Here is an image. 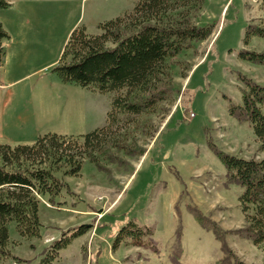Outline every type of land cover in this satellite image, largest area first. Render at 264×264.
I'll use <instances>...</instances> for the list:
<instances>
[{
  "label": "rangeland",
  "instance_id": "rangeland-1",
  "mask_svg": "<svg viewBox=\"0 0 264 264\" xmlns=\"http://www.w3.org/2000/svg\"><path fill=\"white\" fill-rule=\"evenodd\" d=\"M81 1L44 3L36 26L43 34L40 51L28 67V73H36L11 85L16 95L25 89L19 100L13 94L11 107L27 109L30 127L38 126L45 134L79 137L105 127L111 102L119 94L64 83L52 70L81 11L89 34L95 35L99 24L125 16L139 0H87L82 6ZM192 22L213 25L212 35L167 60L169 76L163 88L171 92L169 100L122 130L121 145H138L146 154L127 157L113 150L128 164L103 161L107 172L85 161L78 176L64 178L73 194L64 191L54 203L41 199L40 238H21L10 224V253L24 262L9 259L0 264H40L63 231L80 225L93 228L60 251L53 264H212L222 258L213 233L202 228L187 207L196 206L225 231L245 225L239 201L243 189L228 183L226 169L208 142L239 158L264 159L253 129L228 112L230 103L242 102L245 88L238 72L264 85V66L237 57L239 49L264 53V39L243 42L248 24H264L262 0H203ZM130 222L152 235L144 236L143 246L124 240L114 250L115 233ZM227 242L247 264H264V246L232 234Z\"/></svg>",
  "mask_w": 264,
  "mask_h": 264
},
{
  "label": "trees",
  "instance_id": "trees-1",
  "mask_svg": "<svg viewBox=\"0 0 264 264\" xmlns=\"http://www.w3.org/2000/svg\"><path fill=\"white\" fill-rule=\"evenodd\" d=\"M202 4L203 0H139L125 16L99 24V34H89L83 25L71 32L52 72L64 83L93 87L101 94H119L111 102L106 126L87 135L49 133L31 145L0 144V263L9 259L24 262L10 253V224L16 225L21 238H40L41 199L48 197L49 203H54L64 191L73 194L64 178L78 176L85 161L107 172L103 161L118 167L128 164L113 150L122 151L127 157L146 154L147 150L138 145H121L122 130L169 100L171 92L163 88L169 76L167 60L212 35L213 25L200 27L192 22L193 12L200 10ZM10 7L8 0H0V10ZM262 7L264 11V0ZM253 38L264 39V24L246 26L244 44ZM9 39L0 22V65L5 55L4 43ZM237 57L264 66V53L239 49ZM237 79L245 89L240 105L230 103L229 115L249 125L264 150V85L239 72ZM208 147L224 165L228 183L243 189L239 201L245 225L225 231L196 206H188L187 211L220 244L222 258L212 264H247L228 245L227 236L232 234L252 245L264 246V159L246 160L227 154L210 140ZM91 228L92 225H80L63 231L40 264H53L60 251ZM146 232L135 222L126 224L115 233L113 249L124 240L143 246L144 236L152 235ZM178 234L181 236L180 230Z\"/></svg>",
  "mask_w": 264,
  "mask_h": 264
},
{
  "label": "crops",
  "instance_id": "crops-1",
  "mask_svg": "<svg viewBox=\"0 0 264 264\" xmlns=\"http://www.w3.org/2000/svg\"><path fill=\"white\" fill-rule=\"evenodd\" d=\"M11 7L6 11L0 10V22L8 32L10 39L4 43L5 55L0 65V144L10 146L29 145L44 130L38 126L30 127V115L27 109L12 108V96L16 95L11 85L20 81L21 76L28 77L36 72L28 73V67L39 55V38L43 37L36 27L39 22L40 9L47 1L50 4L57 0H8ZM87 0L81 1V6ZM84 12H80L76 22L70 28L66 42L71 32L78 26H86ZM56 62H52L50 65ZM20 78V79H19ZM18 79V80H17ZM25 89L18 91L19 100ZM36 124L35 120H32ZM37 125V124H36ZM30 129L33 134H30ZM44 133V134H42ZM52 133V132H50Z\"/></svg>",
  "mask_w": 264,
  "mask_h": 264
}]
</instances>
